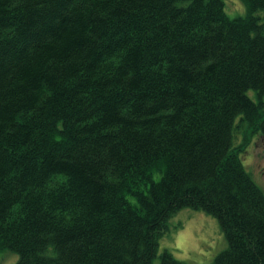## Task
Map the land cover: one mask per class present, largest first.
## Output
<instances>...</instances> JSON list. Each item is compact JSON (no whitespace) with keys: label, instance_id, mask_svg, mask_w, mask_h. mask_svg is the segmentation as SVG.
<instances>
[{"label":"trees","instance_id":"trees-1","mask_svg":"<svg viewBox=\"0 0 264 264\" xmlns=\"http://www.w3.org/2000/svg\"><path fill=\"white\" fill-rule=\"evenodd\" d=\"M241 2L230 18L223 0H0L14 264H152L181 208L218 220L206 264H264V190L233 144L237 121L264 139V0Z\"/></svg>","mask_w":264,"mask_h":264},{"label":"rangeland","instance_id":"rangeland-1","mask_svg":"<svg viewBox=\"0 0 264 264\" xmlns=\"http://www.w3.org/2000/svg\"><path fill=\"white\" fill-rule=\"evenodd\" d=\"M225 11L230 18L243 17L246 14L241 0H223ZM262 17V12L258 11ZM260 23L264 26V20ZM248 95L257 100L255 91L249 90ZM248 130L237 121L234 131V147L241 149V162L244 168L252 174L255 181L264 190V140L258 133H252L250 139ZM244 148V150H243ZM158 251L152 264H159V255L163 250L169 251L173 257L185 264H206L227 247V242L218 220L211 214L181 208L175 211L167 220L166 228L158 237ZM18 255L8 249H0V264H14Z\"/></svg>","mask_w":264,"mask_h":264}]
</instances>
